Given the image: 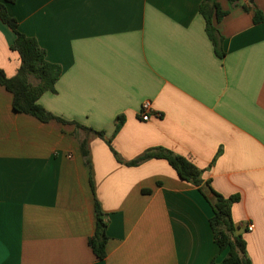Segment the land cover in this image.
Returning <instances> with one entry per match:
<instances>
[{
	"label": "crops",
	"instance_id": "1",
	"mask_svg": "<svg viewBox=\"0 0 264 264\" xmlns=\"http://www.w3.org/2000/svg\"><path fill=\"white\" fill-rule=\"evenodd\" d=\"M204 1L6 3L20 31L62 67L57 93L40 103L72 124L15 112L0 86V264L223 261L211 205L196 187L165 160L125 164L157 148L190 159L225 198L240 197L231 208L237 234L252 264H264V22L243 10L247 0H218L228 12L215 25L218 57ZM249 1L264 16V0ZM15 38L0 19V69L9 78L21 65ZM147 101L153 113L143 122ZM97 200L109 222L104 260L89 247Z\"/></svg>",
	"mask_w": 264,
	"mask_h": 264
},
{
	"label": "trees",
	"instance_id": "2",
	"mask_svg": "<svg viewBox=\"0 0 264 264\" xmlns=\"http://www.w3.org/2000/svg\"><path fill=\"white\" fill-rule=\"evenodd\" d=\"M241 0H230L232 3L240 2ZM14 4L16 0H3L0 2V19L6 24L16 35V38L11 46V50L17 52L21 58V65L17 75L9 78L4 70L0 69V86L11 93L13 96V109L17 113L25 114L36 118L43 123L58 121L61 123H70L69 121L56 117L41 105V98L46 94H56V85L62 76V67L58 64H53L47 59V51L43 49L35 38L22 33L19 29L18 21L11 17L7 4ZM246 12H254V22L259 25L264 22L263 14L258 10L255 4L248 0V4L242 6ZM200 12L205 18L206 33L214 45V51L218 57H222L223 37L215 26L216 23H221L228 12L223 11L218 0H205L200 6ZM117 126V133L123 125V117H120ZM72 124V123H70ZM76 124L79 128L92 131L95 135L104 138L103 132H94L86 126ZM116 133V134H117ZM112 138L107 139V144L114 153L115 159L123 163L119 158V154L115 151ZM84 147V156L87 163L91 166L89 152ZM150 159L165 160L176 171L182 181L196 187L210 203L213 217L211 218V227L215 236V241L220 247L222 253L228 252L223 261L218 262L213 260L211 264H252L247 256L246 239L237 234L239 226L236 225L232 218L231 208L240 200L239 196L225 198L224 195L214 192V197L209 198L204 193L202 188L204 185H209L205 182L204 171L196 166L190 159L182 157L165 149H152L132 161L125 163L128 166H139ZM91 186L94 189L91 181ZM211 187V186H210ZM212 188V187H211ZM95 216L96 229L94 236L89 240L90 248L98 260H104L107 257V247L109 236L107 234V226L109 222L98 202L95 201Z\"/></svg>",
	"mask_w": 264,
	"mask_h": 264
},
{
	"label": "built area",
	"instance_id": "3",
	"mask_svg": "<svg viewBox=\"0 0 264 264\" xmlns=\"http://www.w3.org/2000/svg\"><path fill=\"white\" fill-rule=\"evenodd\" d=\"M152 113H153V109H152L151 102H149V101L144 102V104L142 105V108H141V112H139L140 119L143 122H148V121H150V119L152 117ZM155 115L157 117H161V114L159 112L155 113ZM254 228L255 227L253 225H251V224L247 225V232H253Z\"/></svg>",
	"mask_w": 264,
	"mask_h": 264
},
{
	"label": "water",
	"instance_id": "4",
	"mask_svg": "<svg viewBox=\"0 0 264 264\" xmlns=\"http://www.w3.org/2000/svg\"><path fill=\"white\" fill-rule=\"evenodd\" d=\"M202 190H203V193L207 197H209V198L214 197V192H213L212 188L209 185H204V187L202 188Z\"/></svg>",
	"mask_w": 264,
	"mask_h": 264
}]
</instances>
